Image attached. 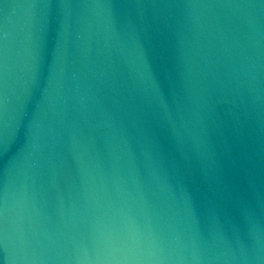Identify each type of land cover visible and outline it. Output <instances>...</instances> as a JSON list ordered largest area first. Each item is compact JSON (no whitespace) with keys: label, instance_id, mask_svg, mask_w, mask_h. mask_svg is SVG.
<instances>
[{"label":"water","instance_id":"water-1","mask_svg":"<svg viewBox=\"0 0 264 264\" xmlns=\"http://www.w3.org/2000/svg\"><path fill=\"white\" fill-rule=\"evenodd\" d=\"M0 264H264V0H0Z\"/></svg>","mask_w":264,"mask_h":264}]
</instances>
